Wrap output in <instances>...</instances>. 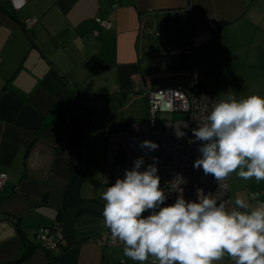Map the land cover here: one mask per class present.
<instances>
[{"label": "crops", "instance_id": "crops-1", "mask_svg": "<svg viewBox=\"0 0 264 264\" xmlns=\"http://www.w3.org/2000/svg\"><path fill=\"white\" fill-rule=\"evenodd\" d=\"M97 19L113 23L100 36ZM168 46L177 53L162 54ZM189 59L219 99L264 96V0H0V232L14 230L0 264L26 254L19 264L104 263L109 134L147 103V88L187 83ZM230 190L233 201L264 203V181L234 172ZM56 224L68 246L49 252L37 233Z\"/></svg>", "mask_w": 264, "mask_h": 264}, {"label": "clouds", "instance_id": "clouds-1", "mask_svg": "<svg viewBox=\"0 0 264 264\" xmlns=\"http://www.w3.org/2000/svg\"><path fill=\"white\" fill-rule=\"evenodd\" d=\"M192 135L190 143L199 142L201 154L193 167L212 175L219 187L227 188L220 182L234 172L245 181H264V96L238 99L225 93ZM139 147L147 155L159 145L144 140ZM157 163V157L148 164L137 157L101 193L104 225L123 243L125 257L139 264L149 256L158 264H215L227 255L235 264H264V203L252 207L237 197L228 211L203 189H197L195 200H186L180 184L175 202L165 205ZM12 235V229L0 232V240Z\"/></svg>", "mask_w": 264, "mask_h": 264}, {"label": "built area", "instance_id": "built-area-1", "mask_svg": "<svg viewBox=\"0 0 264 264\" xmlns=\"http://www.w3.org/2000/svg\"><path fill=\"white\" fill-rule=\"evenodd\" d=\"M101 29H95V36L101 35L102 29H110L113 23L107 19H97ZM34 24L33 20L27 21L26 28ZM212 28L219 26V21H210ZM185 52L191 56V46H187ZM164 55H173L177 50L168 46L161 51ZM191 69L190 80L181 85L147 88L148 117L143 120L131 121L127 127L116 129L109 134L106 159L103 165L102 192L107 186L115 183L117 178H122L126 169H131L133 161L140 156L144 157L145 164L152 162V157L158 158V175L161 178L160 187L167 197L165 205L175 202L178 186L183 187V195L186 200H195L197 189H203L205 194L224 203L226 210L231 211L234 201L230 197L231 174L221 184L228 187H219L212 175H205L202 169H195L193 163L200 157L198 151L199 142L194 141L193 128L199 127L205 122L206 114L219 99L210 91L200 86L197 70L192 60H188ZM163 114H180V118H163ZM183 133L181 136L180 134ZM144 140H150L159 145L157 150L148 152L139 147ZM8 180L7 173L0 174V188ZM184 180L187 181L186 184ZM254 198L255 194L252 195ZM103 207L105 201L102 200ZM243 211V209H241ZM145 212L142 215L147 216ZM37 238L41 247L49 252H61L67 246L63 226L61 224L39 229ZM98 244L102 247L120 246L123 243L111 235L110 230L104 225V231L98 238ZM145 262L158 264V261L148 259Z\"/></svg>", "mask_w": 264, "mask_h": 264}, {"label": "rangeland", "instance_id": "rangeland-1", "mask_svg": "<svg viewBox=\"0 0 264 264\" xmlns=\"http://www.w3.org/2000/svg\"><path fill=\"white\" fill-rule=\"evenodd\" d=\"M168 56V55H167ZM147 111H148V102L144 101H137L131 108L128 109V111L122 115L126 123L125 125H128L131 121L135 120H141L140 118L147 117ZM173 116H176L177 118H180V114L176 115H164V118H173ZM107 257L103 264H139V262L133 261L130 258H127L123 254V250L119 248V246H109L106 248ZM150 259H153L154 257L149 256ZM148 258V259H149Z\"/></svg>", "mask_w": 264, "mask_h": 264}, {"label": "trees", "instance_id": "trees-1", "mask_svg": "<svg viewBox=\"0 0 264 264\" xmlns=\"http://www.w3.org/2000/svg\"><path fill=\"white\" fill-rule=\"evenodd\" d=\"M165 115H167V114H165ZM170 115H175V114H170ZM147 117H148V111H147ZM147 117H145L144 119H146ZM163 118H164V117H163ZM142 120H143V119H142ZM124 127H127V125L124 126ZM124 127H121V128H118V129H123ZM0 200H1V198H0ZM56 225H58V224H56ZM61 225H62V224H61ZM54 226H55V225H54ZM27 257H28V254L24 255L23 257H21V258H19V259H17V260H14V261L8 262V263H6V264H19V263L23 262Z\"/></svg>", "mask_w": 264, "mask_h": 264}]
</instances>
